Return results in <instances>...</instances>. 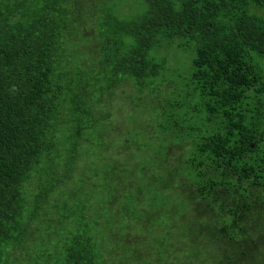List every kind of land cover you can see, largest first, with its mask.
<instances>
[{"label":"trees","instance_id":"trees-1","mask_svg":"<svg viewBox=\"0 0 264 264\" xmlns=\"http://www.w3.org/2000/svg\"><path fill=\"white\" fill-rule=\"evenodd\" d=\"M0 264H264V0H0Z\"/></svg>","mask_w":264,"mask_h":264}]
</instances>
